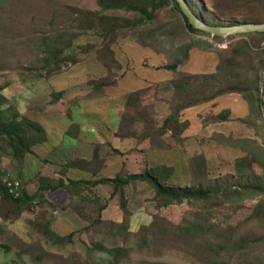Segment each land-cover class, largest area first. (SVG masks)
I'll use <instances>...</instances> for the list:
<instances>
[{"label":"rangeland","instance_id":"rangeland-1","mask_svg":"<svg viewBox=\"0 0 264 264\" xmlns=\"http://www.w3.org/2000/svg\"><path fill=\"white\" fill-rule=\"evenodd\" d=\"M186 1L197 15L210 24L220 23L214 16L222 21L230 17L235 18L230 20L236 21L256 18V23L264 20V4L259 0ZM104 17H115L116 22L112 24ZM139 17L124 11L103 12L99 0H0V93L9 100L2 104L4 99L0 97L1 113L10 118L19 111L20 118L40 123L49 139L45 145L41 143L37 146L39 158L33 171L37 176L35 180L28 181V191L32 190L33 184L37 187L47 180L40 179L42 176L49 179L60 173L63 176L61 166L68 160L74 157L92 159L93 151L109 160L111 170H104L101 176L116 175L115 167L124 164L120 153L130 154V161L138 159L139 168L127 166L131 169L127 173L142 170L139 150L145 149L147 143L142 141L144 138L139 136L129 144H121L102 124L107 119L108 127L110 123H115L114 110H122L119 106H105L104 101L123 94H115V88H106L104 95L94 97L89 87V83L95 80L113 81V77L106 75L107 70L99 63V57L108 64L109 49L118 38L135 41L155 51L165 48L167 54L171 43H188L185 37H180L185 30L182 19L170 6L157 11L151 23L132 28L128 22L133 25ZM113 26L121 28V31L111 43L113 39L106 41L102 38V30ZM190 35L215 41L210 35ZM241 37L246 36L233 35L215 42L223 45L230 42L234 46ZM261 45H264V40ZM246 54L249 56L234 65L224 62L229 63V68L220 75L222 88L235 82L248 86L258 76L264 88V48ZM149 55L151 53L144 54ZM133 57L136 58L135 53ZM146 74L134 69L126 78L129 80ZM146 76L151 77L149 73ZM138 80L130 84L136 85ZM201 85L193 89L199 98L214 93L217 87ZM108 86H111L110 82ZM157 86L154 88L159 95L157 101H151L146 97L147 92H143L145 100L141 105L123 110L120 134L127 136L134 130L141 131L145 124L155 134L154 147L171 148L175 142L166 136L168 132L163 126L169 111L163 103L162 93L168 85L160 83ZM60 96L62 102L54 103V99ZM75 100L82 102L83 106L68 114ZM69 119L80 123L83 130L87 128L89 136L93 135V125L96 124L94 134L97 143L90 144L88 140L78 143L65 136ZM262 120L264 125V118ZM143 130L147 133L146 129ZM98 132L108 135L109 140ZM0 157L2 182L8 177L24 187L25 178L30 176L28 160L24 163V160L16 159L3 136L0 137ZM226 157L227 161H223L218 169L209 170L199 157L189 159V154L184 155L180 148L174 152L152 154V165L173 166V175L169 172L165 177L167 173H162V181L168 180L167 183L172 186L203 189L206 194L202 199L168 207L156 198L152 184L141 181L132 182L121 192L108 185L93 187L90 192H95L105 201H97L92 195L88 204L77 201L64 190L54 191L48 196L54 199L59 215L55 212V235L50 236H45L43 230L35 229L36 225H29L23 218L29 229L19 231L13 226L17 221V210L0 197V218L8 214L7 223L11 224L9 229L0 219V264H264V165L253 163L251 170L252 164L248 161L241 159L236 163L237 159L233 161L229 155ZM64 176L80 178L67 170ZM55 181L54 184H57ZM251 192L254 193L252 197L237 201L241 195ZM48 196L39 194L35 202ZM122 203L125 209L121 207ZM83 204L85 215L92 224L87 228L86 222L77 216L82 214ZM45 208L50 206L45 204ZM64 221L73 227L72 230L64 227ZM189 229L190 232L187 231ZM59 235L65 238L63 242L58 240ZM117 248L121 251L115 257L113 252Z\"/></svg>","mask_w":264,"mask_h":264},{"label":"trees","instance_id":"trees-1","mask_svg":"<svg viewBox=\"0 0 264 264\" xmlns=\"http://www.w3.org/2000/svg\"><path fill=\"white\" fill-rule=\"evenodd\" d=\"M262 4H264V0H259ZM99 5L103 12H109V11H124L129 13H135L138 14L140 17L136 23L131 24V22H128L129 25L132 26V28H138L140 26H143L145 24L151 23L154 19V14L161 10L162 8L166 6H170L171 10L178 13L180 18L182 19L183 23V33H180V37H186V32L190 34H198L201 33L202 35H206L202 32H199L195 30L192 26L187 23L186 19L182 17L178 5L174 2V0H99ZM192 13L199 18L203 19L202 16L197 15L191 7L189 6ZM105 20L111 22L114 24L116 22L115 17H104ZM215 20L220 23H207L204 19V21L210 25V26H233V25H239V24H245L247 22H253L256 23L258 19L256 18H247L244 21H236V20H230L235 19L234 17L225 18L223 21L219 19L217 16H214ZM264 23V20L263 22ZM121 31V28H117L115 26L110 27L109 29L102 30V38L106 41L113 39L111 43H114L116 38L115 36L117 33ZM243 36H246L247 38H251L250 40H243L241 42H237L236 48L233 51V56L229 58V60H226L224 62H231L233 65L238 62L241 59H244L249 56V54H246V52H250L251 50H258V48H264V45H261V42L264 40V32H257V33H250V34H243ZM215 41H221L223 38L221 37H213ZM110 43V44H111ZM191 47L185 46L184 47V58L179 63H174L171 66H167L165 70L176 72L179 65L181 63H184L188 60V52L190 51ZM109 60L108 64L104 62V60L99 57V63L101 66L107 70L108 75L110 77H113V81H106L105 79L101 80H95L89 83V87L91 88V92L93 95L100 94L103 92L104 89L112 88L115 85V77L112 75L113 70L116 67H119L117 62L114 60L113 53L109 50ZM228 64L222 63L220 66V72H218L215 75L211 76H205V77H186L184 75H178V78L176 81H173L171 83L172 88L175 92V100H176V106L174 105L173 113L166 118L163 121V126L165 127V132L171 131V136H173L175 139H178L180 135L183 134V132L188 128V122L180 121L179 114L182 110L194 107L196 105L209 102L214 100L217 97H220L222 95L226 94H235L241 93L244 95V97L247 99V101L250 103V105L253 107V105L257 106L259 109V115L261 117L264 116V96H261V83L262 80L258 76L257 80L251 83L248 86L240 85L238 82L233 83L231 86L221 87V77L220 75L224 73V69L229 68ZM59 68V67H58ZM58 71H55V73ZM101 82V83H97ZM109 82L111 83V86H108ZM202 84L201 86L210 88V86L214 87L217 85V88L214 93L209 94L206 97L199 98L198 95L195 94L193 89H198V85ZM2 91V90H1ZM143 92L134 93L126 98V102L124 105V109L132 107L133 105H141L145 98H143ZM63 94V93H62ZM61 94V96H62ZM60 93H58V96ZM148 93L146 94L147 97ZM55 98V102H59L60 98ZM0 97L4 99L2 104H6L9 100L3 96L0 93ZM59 99V100H58ZM2 110L0 109V137L3 136L7 139L8 144L13 149V155L16 159L19 161L24 160L27 156H33L36 159H38L37 154V146L39 144H44L49 141L48 135L44 127L38 123L37 121H34L30 118H20L19 111H16L14 117L5 118V116L2 115ZM71 114V113H68ZM124 116V115H123ZM120 120V128L118 130V136L122 138H134L141 136V138L145 139L150 136L151 141L154 142L153 137L155 134H152L150 132L149 128L144 124L142 126V130H134V132L130 133L127 136H122L120 134L121 132V123L122 118ZM71 118V116H70ZM222 116H220L218 119H221ZM137 128V126H136ZM143 129H146L147 133ZM79 133V126L76 123L71 124L67 130L65 131V135L76 139L78 137ZM253 143V141H251ZM258 153H248L245 156L238 158L236 163L242 159L243 161H248L251 166V170L253 167V163H257L259 165H264V147H261L259 150L257 149ZM120 153V152H116ZM93 158L89 160L84 159H78L74 158L73 160H68L64 165L61 167L64 170V173H62L63 176H59V178L55 179L57 180V184H54L56 181L52 180V178H44L43 176L40 179H47L44 181L40 186L37 185V191L34 194H29L27 190L24 187H21V196L19 198H13L8 194V191L5 187V185L2 182V169L0 168V197L4 199L7 203L9 202L14 206V208L17 210V218L16 220L20 218H25L29 223L36 225L35 229L43 230V234L45 236L55 235V232L52 229L51 221H52V211L53 209H59L58 207H54V205H51L50 201L48 199H45L43 201L35 202L39 198V194H48L53 191H59L64 190L66 192L71 193L77 201H83L87 202L85 204H88L90 202V199L92 195L94 198L98 201H105L98 195L96 196L94 193H91L90 190H92L93 187L99 186V185H108L113 186V188L117 189V191L121 192V189H124L129 186L134 181H141V182H147L149 184H152L156 190V198L160 199L162 202V205L165 207L171 206L173 204L182 203L185 201H196L199 199H202L205 197V192L203 189H195L191 187H181V186H172L167 183L166 180H161L162 173L165 174V177H167L168 173L171 172V176L173 175V169L172 167H169L167 165H156V166H147L143 167L141 171L131 172L127 173L128 171L120 170L119 172L115 173L116 175L113 177H105L101 176L103 173V162L99 158L98 152H93ZM120 155L124 158L130 157V154L120 153ZM200 160V158H198ZM47 162V160H44ZM95 164L97 165L96 168H94ZM202 164L205 167L204 161H202ZM236 169V165H235ZM72 171L76 175H79L80 178H71L64 176L65 171ZM254 174V173H253ZM61 175V174H60ZM170 177V176H169ZM38 179V178H37ZM49 179V180H48ZM169 179V178H168ZM24 188V189H23ZM249 190V188H247ZM122 191V192H123ZM261 192H263L261 190ZM42 193V194H41ZM254 195L253 192L247 193L245 195H241L239 200L237 201H243L247 198H250ZM98 198V199H97ZM37 203V204H34ZM45 204L50 206L49 209L45 208ZM81 204V203H80ZM126 204V202H125ZM82 205V204H81ZM28 207V209H27ZM52 207V209H51ZM84 204L81 208L84 221L86 222L87 226L89 227L90 224L88 221V216L85 215V210L83 209ZM121 207L125 209L124 204H121ZM56 210V211H57ZM55 211V212H56ZM1 216L2 219H4L5 222L9 221L8 214L7 217ZM84 227V228H85ZM188 232L191 231V229L187 230ZM59 241H64L65 238L61 237L60 235L57 236ZM6 246L4 247V249ZM121 251V249H114L113 255H118V252Z\"/></svg>","mask_w":264,"mask_h":264},{"label":"crops","instance_id":"crops-1","mask_svg":"<svg viewBox=\"0 0 264 264\" xmlns=\"http://www.w3.org/2000/svg\"><path fill=\"white\" fill-rule=\"evenodd\" d=\"M190 36V34H187V38H184V40L186 39L188 42L185 45L171 43L169 54L165 53V48L155 51L149 47H142L135 41H129L127 39L122 40L121 38H118L112 49H109L113 53L114 60L119 66L116 67L112 72V75L115 77V85L112 88H115V94H123V96L119 95L116 98L114 96L106 99L103 103V105L105 106L109 104L113 108L114 106H119L122 109L120 112L114 110L116 121L115 123H110L109 127L107 125L109 119L102 121V124L106 127V129L112 131L114 140H116L117 142L121 141V144H129L135 140L132 137L126 138L124 140L117 137V132L120 128V116L123 113L127 96L134 93L146 91L148 93V99H150L151 101H157L159 95L154 88L158 87L157 85L160 83H165L168 86L165 87V91L162 93L164 97L163 103L164 105H166V108L169 111L168 116L164 118L165 120L173 113L174 105L176 106V100L174 98L175 92L172 88L171 83L177 80L178 75H184L186 77H205L217 74L218 72H220V66L222 65V63H224V61L226 60H229V58L233 56V51L238 44L236 43L234 46H232V43L226 42L225 45H223L213 40H201L199 36ZM240 39L248 40L247 37H241ZM185 46L191 47L190 51L188 52V60L184 63H181L176 72L165 70L167 66H171L174 63H179L183 60V51ZM160 51L162 52L160 53ZM134 53L136 55V58L133 57ZM150 53L151 55L144 56V54ZM134 69H139L142 73L147 72V74L149 73L151 77L146 76L147 74L141 75V77H137L139 78V80L137 81L136 85L135 83L130 84L131 81L134 82V80L137 78H134V76L132 75L133 78L128 80V78L126 77H130V74ZM108 73L109 72L106 71V75H108ZM135 74L137 75V73ZM148 83L149 85L147 86ZM88 92L90 93V91ZM97 95L102 96L104 94L103 92H101ZM97 95H95L94 97H97ZM60 102H62V100ZM73 103L74 106H72V108H69L68 113H72L73 110L80 109L83 106L81 104L82 102H80L79 100H75ZM105 114L106 111L103 115ZM220 116H222V118L218 119ZM179 118L180 121L188 122V128L183 132L182 135L178 137V139H175L173 136H171V131L168 132L166 136L171 140H174L175 142L171 148L157 149L152 145L151 137L148 136L145 139V143H147L144 147L145 149L139 150L142 156V159H140V161H142L140 163V166H143L144 168L147 166L153 167L154 165L151 164L150 156H152V154H155V152L163 151L169 153L174 152L178 148H180L184 155L189 154V159L199 157L200 160L204 161V163L206 164L205 167H207L209 170L214 167L218 169L223 161H227V155H229L231 159L235 161L236 159L241 158L248 153H258L257 149L259 150L261 147H264V125L262 120L264 116L261 117L259 115L258 107L255 105H253L252 107L244 97V95L241 93L235 92V94L222 95L212 101L182 110L179 114ZM69 120L70 122L67 128L71 124L76 123L79 126V133L76 139L65 135L64 131L65 136L73 139L74 141L77 140L78 143L84 140H88L90 144L97 143L96 133L94 134L96 124L93 125V135L89 136L86 134L88 130L87 128L83 130V127L80 123L74 121L73 119ZM99 134L103 138H107V140H109V136L105 133ZM251 141H253V143H251ZM111 146H115L113 142L111 143ZM136 152L137 150L134 151V153ZM219 152L221 154H219ZM237 155L239 156L237 157ZM74 158L87 160L86 158L82 157ZM74 158L70 160H73ZM99 158L103 162V170L107 172L110 171L111 168L108 165V158L100 155ZM122 159L124 160V164L130 161L129 157H122ZM27 160V167L29 169L30 176L25 178L24 181V188L26 190L28 181H32L33 179L35 180L37 176V173L33 174L37 159L33 156H27L24 159V163ZM137 161L138 159L134 158V160L132 159L128 165L122 164V166H117L115 167L114 172L117 173L122 169L123 171L130 172L131 169H129L127 166H130V168L133 166L135 169H138L139 164ZM185 161L188 165V159H186ZM167 166L173 167L170 165ZM59 176H56L55 179H57V177L59 178ZM50 178H52L54 182V177ZM30 185L32 184L30 183ZM36 191L37 187H35L34 184L31 191L27 190L29 194H34L36 193ZM51 193L53 194L54 191ZM45 195L48 196V194ZM72 197L75 198L73 195ZM46 199H48V201H50V203L54 205V199L49 196L46 197ZM56 213L59 215L58 210L56 211ZM51 214V226L53 231L55 232L54 209ZM77 216L80 219L84 220L83 216ZM0 219L2 220L3 224L8 225L9 229L11 228V224H8L2 218ZM23 219L30 225V223L24 217ZM59 221L62 220L59 218ZM15 222L16 223L13 224V226L16 227L19 231L29 229L28 226L23 223L22 218L18 219ZM64 227L67 229L68 227H70L71 230L73 228L66 222Z\"/></svg>","mask_w":264,"mask_h":264},{"label":"water","instance_id":"water-1","mask_svg":"<svg viewBox=\"0 0 264 264\" xmlns=\"http://www.w3.org/2000/svg\"><path fill=\"white\" fill-rule=\"evenodd\" d=\"M178 5L182 17H184L195 30L212 37L226 38L233 35H243L264 32V23H245L233 26H210L203 19L194 15L186 0H174Z\"/></svg>","mask_w":264,"mask_h":264},{"label":"built area","instance_id":"built-area-1","mask_svg":"<svg viewBox=\"0 0 264 264\" xmlns=\"http://www.w3.org/2000/svg\"><path fill=\"white\" fill-rule=\"evenodd\" d=\"M261 96H264V88H261ZM1 157H0V168H1ZM4 185L8 191V194L12 196L13 198H19L21 196V183L15 179H10L8 177H5Z\"/></svg>","mask_w":264,"mask_h":264}]
</instances>
